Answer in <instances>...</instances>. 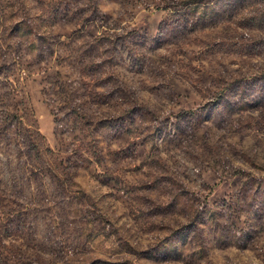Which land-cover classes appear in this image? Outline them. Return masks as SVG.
I'll list each match as a JSON object with an SVG mask.
<instances>
[{"label": "rangeland", "instance_id": "obj_1", "mask_svg": "<svg viewBox=\"0 0 264 264\" xmlns=\"http://www.w3.org/2000/svg\"><path fill=\"white\" fill-rule=\"evenodd\" d=\"M0 264H264V0H0Z\"/></svg>", "mask_w": 264, "mask_h": 264}]
</instances>
